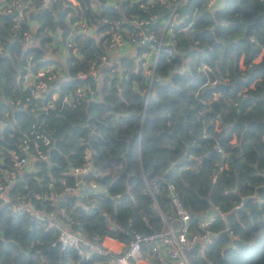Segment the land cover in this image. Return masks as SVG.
<instances>
[{
    "label": "clouds",
    "instance_id": "1",
    "mask_svg": "<svg viewBox=\"0 0 264 264\" xmlns=\"http://www.w3.org/2000/svg\"><path fill=\"white\" fill-rule=\"evenodd\" d=\"M222 5L0 0V17L17 12L11 24L0 19V58L7 57L10 68V80H0L6 106L0 126L8 129L0 134V208L26 215L27 231L36 221L37 230L50 233L47 241L24 247L19 236L5 239L0 228V245L14 243L44 264H192L189 257L210 237L229 231V217L242 210L250 215L253 205L264 214V104L244 103L254 96L264 100L257 88L264 78L244 86L254 69L264 68V35L245 37L244 28L222 39L215 23L194 27L201 16L214 19ZM42 11L46 15L37 19ZM204 31L210 37L196 39ZM240 40L246 44L226 59L224 50ZM10 43L17 45L11 54L5 51ZM28 49L38 51L25 55ZM185 73L189 84L203 83L194 90L185 84L180 97H163L172 106L167 115L143 107L148 98L159 102L158 86ZM217 84L227 92L205 96ZM24 111L30 121L16 117ZM137 117L136 127L117 133L124 150L113 151L112 138L97 125ZM149 120L163 126L146 130ZM254 124L261 129L249 135ZM141 136L153 145L143 159L133 140ZM112 160L120 163L109 167ZM124 197L127 203L119 204ZM52 249L55 259L45 258ZM65 249L71 250L66 257Z\"/></svg>",
    "mask_w": 264,
    "mask_h": 264
},
{
    "label": "trees",
    "instance_id": "2",
    "mask_svg": "<svg viewBox=\"0 0 264 264\" xmlns=\"http://www.w3.org/2000/svg\"><path fill=\"white\" fill-rule=\"evenodd\" d=\"M203 0H189V4L193 6H199ZM111 9L106 10V14L109 13ZM14 11H12L9 15L0 17V19H5L11 22L13 18L17 16H13ZM46 15L45 12H40L37 15V19L44 17ZM57 15L62 19L64 13H57ZM206 15V14H205ZM189 19H191V8L189 9ZM225 19L231 21L227 23L225 26L221 22ZM59 22V21H58ZM188 21H185L187 23ZM208 23H215V35L220 38L228 37L234 33H239L242 29L246 28L245 37L248 35H264V2L262 0H223V5L219 11L215 13L214 19H206L205 16H201L196 20L194 27H200L202 25ZM8 26V25H6ZM182 27V26H181ZM42 30V29H41ZM174 31L179 32L178 29H174ZM210 33L207 31L202 32L200 35L196 37L198 40H207L210 37ZM264 43V41H261ZM91 43V41H89ZM246 44L245 40H240L236 44L231 45V47L224 50L225 58L227 59L229 53L232 49H240L242 46ZM17 45L14 43H10L7 45L5 51L11 54L15 51ZM220 47L219 44L216 46ZM38 51L37 49H28L25 52L27 55L29 52ZM189 56L194 55L193 52L188 53ZM214 55V53H213ZM180 58L177 57L173 62L175 63ZM163 60V56H160L156 60V67H161V61ZM47 63H53V61H47ZM107 71V70H106ZM9 64L8 58H0V80H4L7 83L10 80L9 77ZM264 78V68H257L253 70L252 75L245 82L244 86L250 84L255 80L256 77ZM134 79L139 80L140 77L136 76ZM189 77L187 73L183 76L173 75L171 81L169 83L163 84L162 87L158 86L157 97H160L159 102L157 99L148 98L146 99L143 107L157 116H165L171 110V105L165 103L163 97L167 96H175L180 97L183 95L181 89H183L185 84H189ZM203 81L200 79H192L190 81V88L196 89ZM237 88L240 87V81H237ZM62 87H67V85H62ZM258 91L264 96V86L257 85ZM216 91H224L227 92L222 85L217 84L215 89H209L205 96L209 95L211 92ZM127 95V93H125ZM189 101L191 97L188 98ZM175 103V101H173ZM245 105L254 104V106L258 109L260 104H264V100L256 99L255 96L253 99L246 100ZM6 106L1 102L0 109H4ZM93 105H89V108H93ZM264 115V113H261ZM17 118L27 117L28 120H31V117L28 116L27 111L24 112H16ZM189 117H191L192 113H187ZM215 115V113H213ZM137 118H130L127 120L121 119L119 122H114L108 128H104L103 125H97L98 128L104 130L106 136L112 138V150L113 151H123L124 144L116 143L117 133L119 131H123L127 134L128 130L136 127ZM93 121H89L91 125ZM163 126L162 120H149L146 122V130H151L153 128H158ZM251 131L248 133L252 134L253 131L257 129H261V125L254 124L250 126ZM8 131L7 128L0 126V134H4ZM264 131V130H262ZM77 133L73 132V135ZM172 137H159V141L171 140ZM133 140L137 142L136 152L139 153L140 158L143 159L144 154L150 153L153 145L146 142V139L141 136L140 138L133 137ZM225 141H221L223 144ZM197 149H189V151H196ZM55 152V150H53ZM216 156V153H211L207 159L210 161ZM51 158V157H50ZM133 158V152H128V159L131 161ZM187 160H181L179 163L184 164ZM119 160H112L109 162V167H114L116 164H119ZM179 166V165H178ZM158 186L162 187V182L159 181L157 183ZM115 188V185H113ZM68 200L61 201L57 207L67 203ZM123 205L127 203V197L121 199L118 202ZM251 202H246L245 207H248ZM59 215V213H57ZM236 216L235 219L229 217L230 222V231L234 234L233 236H229L226 232H221L219 235H216L212 238L211 243H208L204 246L203 249H199L195 251L190 256V260L192 264H264V214H261L258 210H256L255 206H252L251 214L244 213L243 210L234 214ZM26 223V215H22L19 217L10 216L7 208L4 206L0 208V228H4V238L8 237L15 238L19 236L20 245L27 247V243L36 239H40L42 241H47L49 239V232H43L42 230H37L35 228L36 221H32L33 230L27 231L23 228V225ZM219 223V221H217ZM124 235H128L125 233ZM56 249H52L49 252L44 254L45 258L55 259ZM71 253L70 249L64 250V256L66 257ZM33 254L31 252L28 253L27 256L21 251H18L17 245L11 242L0 245V264H9V260H11V264H44V260H35L32 258ZM83 264H90L89 261H84Z\"/></svg>",
    "mask_w": 264,
    "mask_h": 264
},
{
    "label": "built area",
    "instance_id": "3",
    "mask_svg": "<svg viewBox=\"0 0 264 264\" xmlns=\"http://www.w3.org/2000/svg\"><path fill=\"white\" fill-rule=\"evenodd\" d=\"M168 50L167 49H165V53L167 52ZM157 60V59H156ZM5 207L7 208V210H8V206L7 205H5ZM53 219H55V217L53 218ZM229 236H233V235H230V233H232V231H230V229H229V231L228 232H226ZM214 237V236H213ZM213 237H210V240H212V238ZM127 251V250H126ZM190 258V257H189Z\"/></svg>",
    "mask_w": 264,
    "mask_h": 264
},
{
    "label": "water",
    "instance_id": "4",
    "mask_svg": "<svg viewBox=\"0 0 264 264\" xmlns=\"http://www.w3.org/2000/svg\"><path fill=\"white\" fill-rule=\"evenodd\" d=\"M16 14H17V12L14 10V12H13V16H16ZM0 104H1V102H0ZM159 181H157V183H158Z\"/></svg>",
    "mask_w": 264,
    "mask_h": 264
}]
</instances>
